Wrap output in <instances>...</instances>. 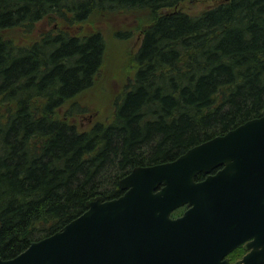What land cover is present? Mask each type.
Here are the masks:
<instances>
[{
  "label": "trees",
  "instance_id": "16d2710c",
  "mask_svg": "<svg viewBox=\"0 0 264 264\" xmlns=\"http://www.w3.org/2000/svg\"><path fill=\"white\" fill-rule=\"evenodd\" d=\"M184 1L0 0V257L61 229L92 197L122 195L134 167L264 114V0H221L196 15L178 8ZM120 13L146 25L135 74L110 118L83 126L77 96L95 83L106 40L73 26ZM52 16L60 26L14 38Z\"/></svg>",
  "mask_w": 264,
  "mask_h": 264
},
{
  "label": "water",
  "instance_id": "95a60500",
  "mask_svg": "<svg viewBox=\"0 0 264 264\" xmlns=\"http://www.w3.org/2000/svg\"><path fill=\"white\" fill-rule=\"evenodd\" d=\"M120 188L0 264H264V114L174 160L134 167ZM242 243L247 252L231 261Z\"/></svg>",
  "mask_w": 264,
  "mask_h": 264
},
{
  "label": "rangeland",
  "instance_id": "374dc122",
  "mask_svg": "<svg viewBox=\"0 0 264 264\" xmlns=\"http://www.w3.org/2000/svg\"><path fill=\"white\" fill-rule=\"evenodd\" d=\"M220 1L187 0L180 3L178 8L196 15L215 6ZM173 9L165 7L162 12H169ZM60 25L59 18L55 16L46 17L38 22L31 32L19 31V33L14 34V38L19 39L21 43L29 42L45 31ZM145 27V23H142L133 13H120L112 15L108 19H97L93 21L92 25L73 26V31L77 34L100 29L106 40L104 63L95 83L77 96V101L86 107L87 112L76 116L74 119L76 122L83 126H89L97 119L110 118L117 95L122 91L128 79L135 74L133 56L141 44ZM127 32L130 33L129 37H124L126 35L123 33ZM179 213L180 211L176 214Z\"/></svg>",
  "mask_w": 264,
  "mask_h": 264
},
{
  "label": "flooded vegetation",
  "instance_id": "af4514ba",
  "mask_svg": "<svg viewBox=\"0 0 264 264\" xmlns=\"http://www.w3.org/2000/svg\"><path fill=\"white\" fill-rule=\"evenodd\" d=\"M211 139V138H210ZM209 140V139H208ZM204 142V141H203ZM202 143V142H201ZM198 144H200V143H198ZM198 144H195V145H193L192 147H194V146H196V145H198ZM176 159V158H175ZM174 160V159H173ZM169 161H171V160H169ZM167 162V161H166ZM224 167V165H219V166H217V167H215V168H213L211 171H209V172H205V171H200V172H198L197 174H196V176L194 177V180H195V182H200V181H203V180H205L209 175H214V174H216L219 170H221L222 168ZM188 208V205H184V206H181V207H179L178 209H176L173 213H172V217H178V216H181L184 212H185V210ZM182 210V211H181ZM180 211V213L179 214H176V213H178ZM244 244L245 243H242L240 246H243V248H244ZM239 247V246H238ZM245 249V248H244ZM235 250V249H234ZM246 250V249H245ZM246 252H247V250H246ZM230 255V254H229ZM243 257V256H242ZM241 257V258H242ZM229 258H230V256H229ZM240 259V258H239ZM238 260V259H237Z\"/></svg>",
  "mask_w": 264,
  "mask_h": 264
}]
</instances>
